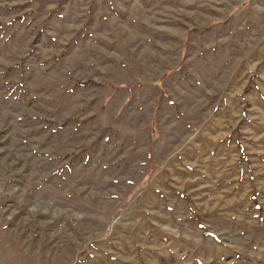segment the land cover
<instances>
[{
  "label": "rangeland",
  "instance_id": "obj_1",
  "mask_svg": "<svg viewBox=\"0 0 264 264\" xmlns=\"http://www.w3.org/2000/svg\"><path fill=\"white\" fill-rule=\"evenodd\" d=\"M0 264H264V0H0Z\"/></svg>",
  "mask_w": 264,
  "mask_h": 264
}]
</instances>
